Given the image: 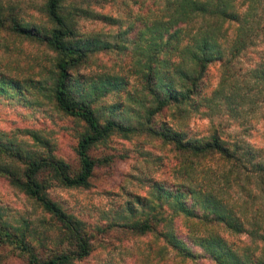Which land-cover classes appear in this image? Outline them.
I'll return each mask as SVG.
<instances>
[{
  "label": "trees",
  "instance_id": "1",
  "mask_svg": "<svg viewBox=\"0 0 264 264\" xmlns=\"http://www.w3.org/2000/svg\"><path fill=\"white\" fill-rule=\"evenodd\" d=\"M110 1L115 15L95 11L89 0H43L47 25L39 27L0 0V31L52 54L49 82L39 90H46L57 112L82 125L77 171L0 138V175L48 213L62 234L59 246L41 256L25 233L0 219V242L18 249L27 264L88 257L92 244L83 222L48 197L46 180L88 188L95 168L106 163L91 151L116 136L166 150L172 180L151 182L148 195L128 204L107 230L151 238L149 264H264V142L256 145L229 130L239 123L250 135L256 123L264 125V0ZM83 19L118 27L114 41L80 32ZM113 51L129 58L137 80L134 94L124 93L136 105L128 111L133 117L102 104L126 90L127 78L82 82L78 74L94 56ZM216 64L219 80L210 89L207 76ZM11 88L23 91L0 74V97ZM194 117L208 121V134L183 131V122Z\"/></svg>",
  "mask_w": 264,
  "mask_h": 264
},
{
  "label": "rangeland",
  "instance_id": "2",
  "mask_svg": "<svg viewBox=\"0 0 264 264\" xmlns=\"http://www.w3.org/2000/svg\"><path fill=\"white\" fill-rule=\"evenodd\" d=\"M2 1L12 6L14 12L27 22L39 27L47 25L43 0ZM70 1L83 3L84 0ZM89 2L92 9L100 13L114 14L116 11L115 1ZM118 30V27L91 19L80 22V32L106 41L113 42V34ZM51 58L52 54L45 48L0 31V74L23 90L16 93L11 88L7 95L0 97V138L11 139L26 153L54 156L64 161L72 171H77L79 162L75 148L82 125L57 112L46 90H39L49 82ZM129 64L127 56L115 51L100 53L78 74L84 78L82 82L103 75L127 78L126 90L122 94H110L102 104L116 106L125 116L133 117L134 114L128 111L129 108L136 109V105L124 95L126 91L133 93L137 85L136 77L129 73ZM218 80L219 65L216 64L207 76L209 88L216 86ZM183 123V131L190 137L209 133L207 120L194 117ZM254 128L256 130H250V135L244 133L239 123L232 124L229 130L240 139L260 145L264 142V125L256 123ZM91 155L100 161L106 160V163L95 168L88 188L66 189L49 177L46 180L48 197L82 221L88 238L91 237L90 255L74 264H149L151 238H133L121 229H107L111 222L127 213L128 204L135 206L137 197L148 195L151 182L172 180L171 160L166 150L149 140L114 136L93 149ZM0 165H4V161H0ZM0 219L12 231L25 233L35 252L41 256L59 246L62 234L51 216L1 175ZM0 264L27 263L19 257L18 249L0 242Z\"/></svg>",
  "mask_w": 264,
  "mask_h": 264
}]
</instances>
